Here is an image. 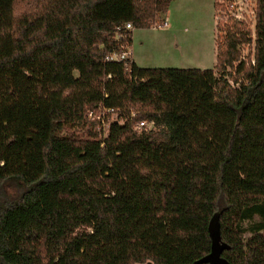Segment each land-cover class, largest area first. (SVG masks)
Masks as SVG:
<instances>
[{
  "label": "trees",
  "instance_id": "trees-1",
  "mask_svg": "<svg viewBox=\"0 0 264 264\" xmlns=\"http://www.w3.org/2000/svg\"><path fill=\"white\" fill-rule=\"evenodd\" d=\"M170 2L0 0V264H197L213 218L221 258L264 264V190L226 198L264 172V0L215 24L213 69L104 61Z\"/></svg>",
  "mask_w": 264,
  "mask_h": 264
},
{
  "label": "rangeland",
  "instance_id": "rangeland-1",
  "mask_svg": "<svg viewBox=\"0 0 264 264\" xmlns=\"http://www.w3.org/2000/svg\"><path fill=\"white\" fill-rule=\"evenodd\" d=\"M213 2L214 0H171L166 12L156 19H165V28L131 30L135 45L132 54L145 59L146 63L142 68L197 69L198 62L201 61L205 69H213V35L216 23L223 26L243 21L253 31L254 0H219L216 5L222 8L217 10H213ZM139 41L143 46L138 45ZM155 43L162 44L161 48ZM130 49L132 52V44ZM240 51L243 58L251 54V48L246 46H241ZM229 83L232 85L230 81ZM257 190H264V172L243 171L230 183L226 198L232 201L241 193ZM247 236L246 234L245 237Z\"/></svg>",
  "mask_w": 264,
  "mask_h": 264
},
{
  "label": "built area",
  "instance_id": "built-area-1",
  "mask_svg": "<svg viewBox=\"0 0 264 264\" xmlns=\"http://www.w3.org/2000/svg\"><path fill=\"white\" fill-rule=\"evenodd\" d=\"M167 26L166 20H154L150 28L155 30H161ZM123 29L124 31L131 32L133 28L129 23H125L120 27H116V31ZM104 61L106 62H117L120 63L123 67L124 74L129 75L130 68L132 65L131 52L130 47H119L118 50L108 54L104 57ZM87 120L95 123V131L100 138H104L107 133V129L110 124L113 122H117L121 124L122 122L117 119V111L111 108H100L97 110L88 111L86 114ZM152 123H147L145 121H139L135 123L134 130L140 132L142 130L146 131L151 129Z\"/></svg>",
  "mask_w": 264,
  "mask_h": 264
},
{
  "label": "water",
  "instance_id": "water-1",
  "mask_svg": "<svg viewBox=\"0 0 264 264\" xmlns=\"http://www.w3.org/2000/svg\"><path fill=\"white\" fill-rule=\"evenodd\" d=\"M208 235L210 238V251L209 253L197 260V264H229L220 257L222 250L225 248L224 244L218 242V235L216 232V221L213 218L208 226Z\"/></svg>",
  "mask_w": 264,
  "mask_h": 264
},
{
  "label": "crops",
  "instance_id": "crops-1",
  "mask_svg": "<svg viewBox=\"0 0 264 264\" xmlns=\"http://www.w3.org/2000/svg\"><path fill=\"white\" fill-rule=\"evenodd\" d=\"M213 10H214V2H213ZM214 22H215V19H214ZM147 29V28H146ZM144 29V30H146ZM149 30V29H148ZM215 34H216V31L213 35V45H214V39H215ZM135 41V40H134ZM142 41V40H141ZM131 44H132V52H131V49H130V52H131V59H132V62L133 64L138 67V68H142L143 65H145V59L143 58H138V57H135L133 56V48H134V43H133V36H132V33H131V43H130V48H131ZM138 45L139 46H143V43L142 42H138ZM155 45H158V47L161 48L162 44H159V43H155ZM174 46L176 47V43L174 44ZM214 48V47H213ZM215 51V50H214ZM198 62V61H197ZM198 68L197 69H205V66H203V64L201 63V61L198 62Z\"/></svg>",
  "mask_w": 264,
  "mask_h": 264
}]
</instances>
